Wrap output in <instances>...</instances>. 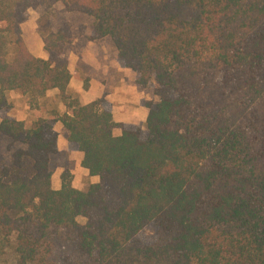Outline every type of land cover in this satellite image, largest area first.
Masks as SVG:
<instances>
[{
	"label": "trees",
	"instance_id": "1",
	"mask_svg": "<svg viewBox=\"0 0 264 264\" xmlns=\"http://www.w3.org/2000/svg\"><path fill=\"white\" fill-rule=\"evenodd\" d=\"M28 10L46 59L23 39ZM73 13L157 98L143 126L67 92ZM52 89L67 111L8 114L7 92ZM56 122L97 183L64 169L51 187ZM0 246L16 264H264V0H0Z\"/></svg>",
	"mask_w": 264,
	"mask_h": 264
},
{
	"label": "crops",
	"instance_id": "2",
	"mask_svg": "<svg viewBox=\"0 0 264 264\" xmlns=\"http://www.w3.org/2000/svg\"><path fill=\"white\" fill-rule=\"evenodd\" d=\"M22 24L21 30L23 31ZM33 25L34 33L31 34L30 39H26L24 36L23 39L33 56L46 59L47 54L43 49V44L38 43L34 36L35 32H37V23L35 24L34 22ZM89 34L90 27L81 34V38L76 37L66 49L65 56L68 60L67 66L70 73L67 92L71 96L76 97L82 105L104 96L105 100L110 104L114 122L124 125L143 126L148 109L142 105V101L150 99L143 90L136 87L134 72L119 66L116 60L117 53L115 48L112 47L113 45H107V40L110 39L105 37L90 41L86 39ZM50 96H58V91L56 89L47 91L45 98ZM57 110L59 113L67 111L61 102H59ZM54 130L57 132V156L59 155L63 158L66 168L58 167L55 174H52L53 177L56 175L58 179L54 181L55 183L53 182L52 188H60L59 177L64 169L70 172L71 184L78 190L85 189L89 184L97 183L98 177L90 176L88 171L81 166L83 153L68 150L64 129L60 122L54 124ZM113 134L115 136L120 135V129L114 128Z\"/></svg>",
	"mask_w": 264,
	"mask_h": 264
},
{
	"label": "rangeland",
	"instance_id": "3",
	"mask_svg": "<svg viewBox=\"0 0 264 264\" xmlns=\"http://www.w3.org/2000/svg\"><path fill=\"white\" fill-rule=\"evenodd\" d=\"M30 11L27 12V18L25 22L22 24V28H23L22 35L26 39H30L31 34L34 33L33 24L34 22L35 24L37 23L36 17L38 18L39 16V13L37 11L34 12H30ZM65 19L70 24L71 29L73 33L76 35V37L81 38V34H83V33H79L80 26L83 27V32L87 31V29H89L90 27V18L85 17L81 14H77V13L69 14L66 15ZM57 24L60 23L57 22ZM34 36L38 41V43L42 44L41 39L37 32H35ZM107 41H108L107 45L112 46L110 40ZM143 91L145 92V95H147L149 99L157 100L156 97L152 96L150 90L145 89ZM6 97L9 103L8 114L17 120L25 121L27 123L35 120L38 117L50 116L52 110L54 109L57 110V107L60 102L58 96H54V97L50 96L49 98H42L37 102H29V100L25 96H22L17 92H7ZM65 166L66 165L64 164L63 158L58 155L55 159L53 174H55L58 167L66 168ZM57 180H58L57 176L54 175L53 177L52 175L51 187L53 186V182ZM78 221L83 222V219L78 218ZM155 236L156 235L154 234L153 230L150 227L144 228L138 234V238L142 242L147 244L152 243L155 239ZM15 259H16L15 254L13 253L10 247H5V249L4 248L2 249L0 246V264H16Z\"/></svg>",
	"mask_w": 264,
	"mask_h": 264
}]
</instances>
